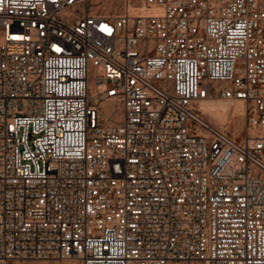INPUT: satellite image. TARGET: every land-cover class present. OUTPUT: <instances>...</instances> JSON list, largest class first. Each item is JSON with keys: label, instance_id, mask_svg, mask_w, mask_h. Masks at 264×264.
<instances>
[{"label": "built area", "instance_id": "obj_1", "mask_svg": "<svg viewBox=\"0 0 264 264\" xmlns=\"http://www.w3.org/2000/svg\"><path fill=\"white\" fill-rule=\"evenodd\" d=\"M111 3L0 0V264H264V0Z\"/></svg>", "mask_w": 264, "mask_h": 264}, {"label": "rangeland", "instance_id": "obj_2", "mask_svg": "<svg viewBox=\"0 0 264 264\" xmlns=\"http://www.w3.org/2000/svg\"><path fill=\"white\" fill-rule=\"evenodd\" d=\"M92 11L102 12L103 14H113L114 11H120L119 3H111L112 0H91ZM131 10L135 9L134 5H130ZM89 77L92 70H89ZM113 103H105L102 105V111L105 115L118 118L119 111L114 110ZM205 119L211 124L225 129L230 135L238 141L246 136L244 110L241 102L228 103L224 101H207L202 105ZM9 264H79L75 259L70 260H25L11 262Z\"/></svg>", "mask_w": 264, "mask_h": 264}, {"label": "bare ground", "instance_id": "obj_3", "mask_svg": "<svg viewBox=\"0 0 264 264\" xmlns=\"http://www.w3.org/2000/svg\"><path fill=\"white\" fill-rule=\"evenodd\" d=\"M204 103H205V102H204ZM204 103H203V104H204ZM203 104H202V105H203Z\"/></svg>", "mask_w": 264, "mask_h": 264}]
</instances>
